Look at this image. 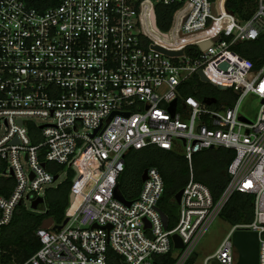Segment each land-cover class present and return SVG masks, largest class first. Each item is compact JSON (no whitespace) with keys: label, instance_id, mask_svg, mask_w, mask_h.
<instances>
[{"label":"built area","instance_id":"2783aa9c","mask_svg":"<svg viewBox=\"0 0 264 264\" xmlns=\"http://www.w3.org/2000/svg\"><path fill=\"white\" fill-rule=\"evenodd\" d=\"M159 13L170 15L166 29ZM257 40L264 46V0H0V176L14 179L0 226L17 205L45 200L61 173L72 172L73 196L61 222L36 229L30 257L10 263L0 246V264H185L234 192L253 196V217L230 225L203 264L236 262V229L257 232L264 264V50L257 66L237 51ZM194 74L222 95L198 98ZM247 94L259 100L254 120L239 110ZM152 145L189 169L172 227L157 209V168L135 198L123 195L130 204L115 197L127 152ZM212 148L234 151L217 200L192 166Z\"/></svg>","mask_w":264,"mask_h":264},{"label":"trees","instance_id":"16d2710c","mask_svg":"<svg viewBox=\"0 0 264 264\" xmlns=\"http://www.w3.org/2000/svg\"><path fill=\"white\" fill-rule=\"evenodd\" d=\"M36 3L38 0H29ZM162 12L166 8L162 7ZM170 15H157L158 25L167 28ZM244 49L237 48L242 56L249 58L257 66L258 57L264 50L260 40L248 43ZM190 88L185 92H193L198 98L204 99L208 95L218 96L222 92L211 85L202 82L197 74L189 80ZM196 86V87H195ZM224 93V92H223ZM234 156L229 148H212L196 153L192 159L193 176L195 180L204 183L210 189L212 197L217 200L228 181L226 171L228 163ZM53 164L46 163L47 168ZM155 167L164 181V193L159 202L161 209L168 216V227L177 221V204L173 201L175 193L183 187L189 177L187 162L183 156L175 151L166 150L157 146H147L139 150L131 149L125 158V168L120 177V191L128 198H135L141 188V175L144 169ZM72 172L56 187L46 190L45 206L42 210L32 211L23 205H17L11 221L0 226V246L4 250V258L10 263L22 262L30 257L40 246L36 229L42 222L51 218L61 222L64 210L68 204L69 192L72 185ZM14 184L13 177L0 176V194L7 195ZM220 215L230 225L251 221L253 217V196L241 192H234L223 206ZM170 256L162 264H173Z\"/></svg>","mask_w":264,"mask_h":264},{"label":"water","instance_id":"95a60500","mask_svg":"<svg viewBox=\"0 0 264 264\" xmlns=\"http://www.w3.org/2000/svg\"><path fill=\"white\" fill-rule=\"evenodd\" d=\"M162 51L168 53V54H178L181 53V51L174 52V51H167L164 49H161ZM220 67L225 69L227 67V63L223 62L220 64ZM200 79L203 81H206V77L199 72ZM174 105V102H173ZM146 172L147 170L144 169L142 175H141V180H145L146 178ZM57 178V175L54 176V179ZM182 189L180 188L174 195V200L176 203H179L180 197H181ZM115 197L120 200L121 202L125 204H130V201L126 200L120 191L118 187L115 189ZM70 200H72L73 196L70 194L69 196ZM45 202L44 198L42 197H37L34 199L31 204L30 208L34 211L38 209V206L43 204ZM159 210L164 227H167V215L157 207ZM66 220H64L65 222ZM52 223L51 218L45 219L41 226L42 227H48ZM172 240L174 243V247L180 248L182 247V241L181 238L177 235L174 234L172 235ZM232 242L233 245L237 251V260L234 264H258V235L257 232L255 231H249V230H243V229H236L232 233Z\"/></svg>","mask_w":264,"mask_h":264},{"label":"rangeland","instance_id":"374dc122","mask_svg":"<svg viewBox=\"0 0 264 264\" xmlns=\"http://www.w3.org/2000/svg\"><path fill=\"white\" fill-rule=\"evenodd\" d=\"M258 106H259L258 98L252 96L251 94H247L245 97L242 98L239 104V110L243 115L254 120ZM35 123L39 124L41 123V121L37 119L35 120ZM23 164L24 167H26V164L24 162ZM65 178H66V174L61 173L57 178V180L53 183V185L62 182ZM45 203L46 202L39 205L38 209L42 210L45 206ZM229 227H230V223L224 220L222 216L218 214L213 219V221L208 226V228L203 233V235L199 238L196 246L194 247L192 255L185 262V264H203V259L211 255L215 251L220 241L223 239V237L229 230ZM207 264H218V263H216L213 260H210Z\"/></svg>","mask_w":264,"mask_h":264},{"label":"crops","instance_id":"0c3cea01","mask_svg":"<svg viewBox=\"0 0 264 264\" xmlns=\"http://www.w3.org/2000/svg\"><path fill=\"white\" fill-rule=\"evenodd\" d=\"M263 47H264V46H263ZM219 95H222V94H219ZM219 95H218V96H219ZM218 96H215V97H218Z\"/></svg>","mask_w":264,"mask_h":264}]
</instances>
